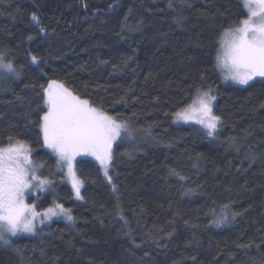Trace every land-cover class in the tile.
Masks as SVG:
<instances>
[{"label": "trees", "instance_id": "1", "mask_svg": "<svg viewBox=\"0 0 264 264\" xmlns=\"http://www.w3.org/2000/svg\"><path fill=\"white\" fill-rule=\"evenodd\" d=\"M169 4L0 0V53L20 72L0 73V139L29 143L53 182L29 203L39 211L62 203L74 217L0 241V264H264V78L226 82L215 59L217 34L243 18L241 0ZM51 80L133 129L114 144L111 184L95 159L78 160L82 200L43 147L42 86ZM208 86L221 117L216 138L173 122ZM225 204L238 215L217 224Z\"/></svg>", "mask_w": 264, "mask_h": 264}, {"label": "snow or ice", "instance_id": "2", "mask_svg": "<svg viewBox=\"0 0 264 264\" xmlns=\"http://www.w3.org/2000/svg\"><path fill=\"white\" fill-rule=\"evenodd\" d=\"M169 6H172L171 0ZM241 7L243 18L217 34L215 59L225 80L248 85L256 77L264 78V0H241ZM31 19L38 25L41 23L36 13ZM182 19L180 16L176 22L180 23ZM40 31L46 29L41 27ZM31 61L38 64L40 58L32 55ZM0 73L20 75L5 53H0ZM42 91L40 131L43 147L55 154L61 171L66 170L76 199L82 200L84 180L77 175V157H93L111 184L109 169L114 158L113 145L118 140L133 138V129L127 120L108 114L57 80L49 81L47 87L42 86ZM212 92L211 86L206 90L194 89L184 106L174 113L175 120L197 124L207 136L216 138L221 117L213 110L216 97ZM32 152V146L23 139L12 135L0 139V241L5 244L18 234L35 233L38 224L53 217L74 220L71 209L62 203L54 202L44 211H38L36 204L27 202L32 191H44L51 185L39 171L42 165L34 163ZM173 174L178 175L174 170ZM113 190L116 191L114 184ZM212 211L215 216V210ZM116 214L125 225L128 224L119 205ZM230 215L238 213L233 212L230 204L223 205L215 223H225ZM153 242L157 247L161 246L158 239Z\"/></svg>", "mask_w": 264, "mask_h": 264}, {"label": "rangeland", "instance_id": "3", "mask_svg": "<svg viewBox=\"0 0 264 264\" xmlns=\"http://www.w3.org/2000/svg\"><path fill=\"white\" fill-rule=\"evenodd\" d=\"M221 71V70H220ZM221 75H222V71H221ZM222 78H223V75H222ZM260 78H262V77H256L254 80H256V79H260ZM224 79V78H223ZM253 80V81H254ZM224 81H226V82H228V81H231V80H225L224 79ZM253 81H250V83L251 82H253ZM232 83H234V84H236V85H240V84H237V83H235V82H233V81H231ZM249 83V84H250ZM248 84V85H249ZM241 86H247V85H241ZM215 101L216 100H214V102H213V104L215 103ZM215 112V111H214ZM173 122L174 123H176V124H183V125H188V124H192V125H197V124H194V123H191V122H189V123H185V122H183V121H176L175 120V117H174V119H173ZM130 126V125H129ZM198 126V125H197ZM119 141V140H118ZM117 141V142H118ZM46 148V147H45ZM47 150H50V149H48V148H46ZM113 149H114V145H113ZM83 157H88V158H90V159H94L93 157H91V156H81V157H77V161L80 159V158H83ZM34 163H35V161H34ZM76 166H77V164H76ZM110 170L111 169H109V172H110ZM66 171V170H65ZM77 175H78V172H77ZM111 175V174H110ZM65 177H66V175H65ZM65 181H67V183L71 186V183H70V181L67 179V177L65 178ZM52 184H53V182H51V185L46 189V190H44V191H32L31 192V195L28 197V199H27V202L29 203V201H30V199L32 198V197H34L35 199H36V201H39V200H41L42 198L40 197V195H42V194H46L51 188H52ZM71 188H72V186H71ZM82 189H83V187H82ZM82 189H81V195L83 196V191H82ZM73 191V190H72ZM74 192V191H73ZM36 206H37V204H36ZM65 207V206H64ZM66 208V207H65ZM37 210H38V207H37ZM39 211V210H38ZM54 219H62V220H66V221H68L66 218H64L63 216H60V217H53L51 220H48V221H45V223L44 224H38L37 225V228H36V231H35V233H21V234H18L17 236H14V237H18V236H22V235H24V236H29V237H33V235H35L36 233H37V231H38V229H40V228H43V226L44 225H46V224H49V223H51L52 221H54ZM13 237H10V239H9V243H10V241H11V239H12ZM4 243V242H3ZM8 244V243H7Z\"/></svg>", "mask_w": 264, "mask_h": 264}]
</instances>
